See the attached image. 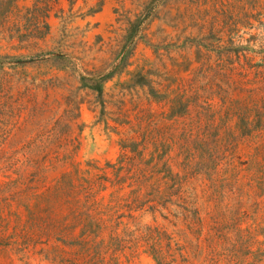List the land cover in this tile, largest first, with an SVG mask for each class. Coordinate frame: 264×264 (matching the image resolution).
I'll return each mask as SVG.
<instances>
[{
	"label": "rangeland",
	"instance_id": "obj_1",
	"mask_svg": "<svg viewBox=\"0 0 264 264\" xmlns=\"http://www.w3.org/2000/svg\"><path fill=\"white\" fill-rule=\"evenodd\" d=\"M48 21L0 35V264H264V0H58Z\"/></svg>",
	"mask_w": 264,
	"mask_h": 264
},
{
	"label": "trees",
	"instance_id": "obj_2",
	"mask_svg": "<svg viewBox=\"0 0 264 264\" xmlns=\"http://www.w3.org/2000/svg\"><path fill=\"white\" fill-rule=\"evenodd\" d=\"M57 1L52 2L50 0H36L34 5L31 7H25L26 12H22L19 8L18 0H0V35H6L10 38H18L23 40L32 39H42L50 32V23L48 21L50 13L54 8V4ZM15 14V18L13 17ZM110 77H105L104 81ZM102 91V88H101ZM180 102V101H179ZM177 103V102H176ZM58 152L55 155V159L51 160L49 163L53 165L56 161L62 159H68L72 157L71 151H67L63 157L59 156ZM11 160V157H7ZM36 159H30L28 165L31 164ZM42 170L48 168L46 160H39ZM102 173H98L100 180L99 187L100 190H104V167H97ZM80 172L79 167L76 166V170L65 171L57 183L54 185L55 188L52 191L54 194H72L74 192V178ZM80 178H86L84 175L79 176Z\"/></svg>",
	"mask_w": 264,
	"mask_h": 264
}]
</instances>
